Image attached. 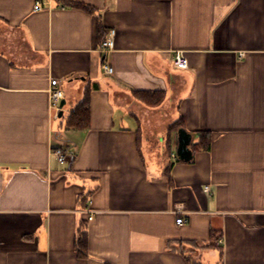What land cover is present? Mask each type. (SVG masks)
<instances>
[{"label": "crops", "instance_id": "obj_1", "mask_svg": "<svg viewBox=\"0 0 264 264\" xmlns=\"http://www.w3.org/2000/svg\"><path fill=\"white\" fill-rule=\"evenodd\" d=\"M0 264H264V0H0Z\"/></svg>", "mask_w": 264, "mask_h": 264}, {"label": "built area", "instance_id": "obj_2", "mask_svg": "<svg viewBox=\"0 0 264 264\" xmlns=\"http://www.w3.org/2000/svg\"><path fill=\"white\" fill-rule=\"evenodd\" d=\"M43 9V4L38 2L35 6L36 11H41ZM115 36L116 31L110 30L106 34L105 40L101 45V49L103 52L107 53L114 49L115 46ZM174 65L181 70H186L189 68V61L183 52H177L174 58ZM104 71L107 74H113L114 69L109 65H104ZM50 97H51V104L52 108L57 112L62 110L61 103L65 99V92L60 88V82L57 79H52L51 81V88L49 90ZM55 155L58 158L61 164H68L69 162L73 161L75 157V153L70 151L65 146L60 147L55 150ZM174 157V155H173ZM206 191L209 192V189L206 188ZM89 220H93V217H90ZM184 219L180 218L177 220L179 224H182Z\"/></svg>", "mask_w": 264, "mask_h": 264}, {"label": "trees", "instance_id": "obj_3", "mask_svg": "<svg viewBox=\"0 0 264 264\" xmlns=\"http://www.w3.org/2000/svg\"><path fill=\"white\" fill-rule=\"evenodd\" d=\"M73 6H80L78 4H73ZM101 29V28H100ZM105 38L101 40V45ZM146 94V93H145ZM151 104L159 105L162 104L164 95L162 93H156ZM89 96H87L78 106L72 111V113L67 118V127L74 129H88L90 126V106H89ZM176 128L181 127L179 123L175 125ZM210 139L208 136L203 135L200 138L199 143L196 145L195 150H208L210 146ZM85 234V233H83ZM82 233L78 238V248H82L85 245V237H82ZM79 255L86 257L85 251L82 250L79 252Z\"/></svg>", "mask_w": 264, "mask_h": 264}, {"label": "water", "instance_id": "obj_4", "mask_svg": "<svg viewBox=\"0 0 264 264\" xmlns=\"http://www.w3.org/2000/svg\"><path fill=\"white\" fill-rule=\"evenodd\" d=\"M65 102L62 101L61 107L63 108ZM60 114V117H62ZM192 145V136L186 132L180 131L178 135V149L177 155L181 161L190 162L193 158V152L190 148Z\"/></svg>", "mask_w": 264, "mask_h": 264}, {"label": "rangeland", "instance_id": "obj_5", "mask_svg": "<svg viewBox=\"0 0 264 264\" xmlns=\"http://www.w3.org/2000/svg\"><path fill=\"white\" fill-rule=\"evenodd\" d=\"M150 138V142H152L156 147H154L152 150H150V153H152V155L148 157V154L146 155V159L148 161V168H151V169H157V170H161V168H163V159H165V156L162 155L160 156V151L162 152V149H163V142L160 143V145H158L157 141L155 140V138L153 139L151 136L149 137ZM158 142H160L158 140ZM150 143V145L152 144ZM147 151V149H146ZM156 154V156H155ZM159 154V155H158Z\"/></svg>", "mask_w": 264, "mask_h": 264}]
</instances>
